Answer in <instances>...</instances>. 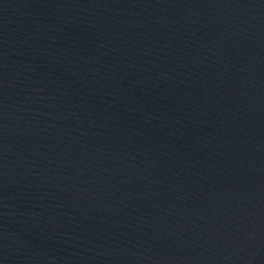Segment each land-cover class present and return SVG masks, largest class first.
Segmentation results:
<instances>
[{
  "label": "water",
  "instance_id": "obj_1",
  "mask_svg": "<svg viewBox=\"0 0 264 264\" xmlns=\"http://www.w3.org/2000/svg\"><path fill=\"white\" fill-rule=\"evenodd\" d=\"M0 264H264V0H0Z\"/></svg>",
  "mask_w": 264,
  "mask_h": 264
}]
</instances>
